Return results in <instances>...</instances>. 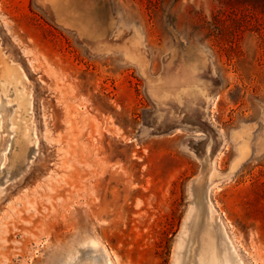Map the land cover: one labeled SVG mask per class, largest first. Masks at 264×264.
<instances>
[{
    "label": "rangeland",
    "instance_id": "1",
    "mask_svg": "<svg viewBox=\"0 0 264 264\" xmlns=\"http://www.w3.org/2000/svg\"><path fill=\"white\" fill-rule=\"evenodd\" d=\"M0 143V264H264V0H0Z\"/></svg>",
    "mask_w": 264,
    "mask_h": 264
},
{
    "label": "bare ground",
    "instance_id": "2",
    "mask_svg": "<svg viewBox=\"0 0 264 264\" xmlns=\"http://www.w3.org/2000/svg\"><path fill=\"white\" fill-rule=\"evenodd\" d=\"M2 141L3 140H1V142ZM0 145H1V143H0ZM197 213L198 212H195V210L192 209L190 211V213L188 214L187 220L185 222L184 230L181 231L182 236H179L180 239L178 241V245H177V248L175 250L174 259H173L172 264H236V262L232 258V255L234 253L230 254L227 244L220 237L213 235L211 233V230L208 228V226L203 223V220H204L203 217H202V222L197 221L198 220V218L196 219ZM198 215H200V214L198 213ZM201 215H202V213H201ZM199 220L201 221V217L199 218ZM188 224L191 225V228L194 226H197V228H196L197 230L195 232L196 233L195 237L197 239V242L199 243L198 244L199 248L192 257H189L190 259L188 258V260H186V259H184V253L183 252H184V248L186 245L185 244V237L188 236V231H189L188 228H190ZM187 240H188V238H187ZM100 252L102 253V251H100ZM106 257H107V255H106ZM89 260L91 261V259H89ZM87 261H88V259H87ZM103 261H101V262H103ZM84 262H86V260ZM84 262H82L81 264H83ZM97 263H99V262L97 261ZM85 264H87V263H85Z\"/></svg>",
    "mask_w": 264,
    "mask_h": 264
}]
</instances>
